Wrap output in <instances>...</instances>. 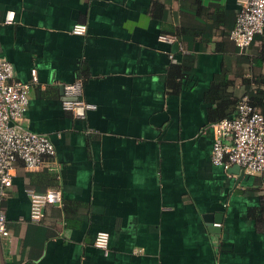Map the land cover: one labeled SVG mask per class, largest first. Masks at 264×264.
<instances>
[{
	"label": "crops",
	"instance_id": "0c3cea01",
	"mask_svg": "<svg viewBox=\"0 0 264 264\" xmlns=\"http://www.w3.org/2000/svg\"><path fill=\"white\" fill-rule=\"evenodd\" d=\"M238 6L0 0V58L30 82L21 122L56 151L14 163L0 264H264V173L210 159L212 124L264 90L246 87L264 75V31L245 49L229 38ZM67 85L94 105L84 118L64 109ZM28 189L60 201L36 219Z\"/></svg>",
	"mask_w": 264,
	"mask_h": 264
},
{
	"label": "built area",
	"instance_id": "2783aa9c",
	"mask_svg": "<svg viewBox=\"0 0 264 264\" xmlns=\"http://www.w3.org/2000/svg\"><path fill=\"white\" fill-rule=\"evenodd\" d=\"M238 10L229 38L239 49L249 47L254 37L264 31V0H238ZM12 15L5 16L10 23ZM74 32L83 33L84 25H76ZM13 67L6 59L0 58V242L9 235L7 218L1 208L4 189L12 185L13 169L16 160L25 167L36 168L45 157L55 155V147L49 137L30 130L21 122L28 105L30 82L12 80ZM35 72L31 82H36ZM78 85L65 87L66 97L78 96ZM63 107L74 117L84 118L94 105L82 99H65ZM214 140L210 159L214 165L227 168L238 165L246 174L264 173V114L250 103L247 94L237 103L235 115L212 124ZM27 194L32 203L33 217L42 216V209L48 204L60 201L58 190L37 193L31 189ZM107 233H99L95 245L107 253Z\"/></svg>",
	"mask_w": 264,
	"mask_h": 264
},
{
	"label": "trees",
	"instance_id": "16d2710c",
	"mask_svg": "<svg viewBox=\"0 0 264 264\" xmlns=\"http://www.w3.org/2000/svg\"><path fill=\"white\" fill-rule=\"evenodd\" d=\"M260 35L261 34L256 35L254 37V39L259 37ZM262 51H263L262 56L264 57V48H262ZM251 83H256L258 86L264 85V75H259V76L255 77L252 80V82H246V87L250 86ZM253 91L254 92L251 91L250 93L247 94L248 97H249L250 103L252 105L256 106L257 109L264 114V90L257 88V89H255ZM227 117H231V115H229ZM224 118H226V117H224ZM221 119H223V118L219 117L218 120H221Z\"/></svg>",
	"mask_w": 264,
	"mask_h": 264
},
{
	"label": "water",
	"instance_id": "95a60500",
	"mask_svg": "<svg viewBox=\"0 0 264 264\" xmlns=\"http://www.w3.org/2000/svg\"><path fill=\"white\" fill-rule=\"evenodd\" d=\"M68 99H73L72 97H68ZM232 170H234L233 173H235L236 175L239 176V178L243 177V176H248V174L244 175V171L238 166V165H233Z\"/></svg>",
	"mask_w": 264,
	"mask_h": 264
}]
</instances>
